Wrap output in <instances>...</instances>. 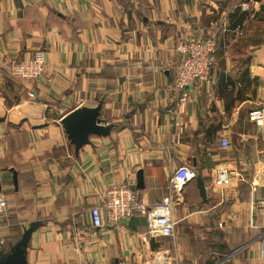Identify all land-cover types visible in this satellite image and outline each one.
<instances>
[{
    "label": "crops",
    "instance_id": "obj_1",
    "mask_svg": "<svg viewBox=\"0 0 264 264\" xmlns=\"http://www.w3.org/2000/svg\"><path fill=\"white\" fill-rule=\"evenodd\" d=\"M240 4L0 0V191L10 208L0 240L12 243L0 262L21 253L25 264H264V117H251L264 111V43L246 41L264 29V0ZM239 5L250 21L232 29ZM211 33L216 84L192 86L179 111L178 46ZM41 49L40 79L5 69ZM247 60L257 83L243 95ZM75 110L98 111L105 134L71 139L62 121ZM185 167L193 178L177 185L174 236H150L143 215L93 227L91 208L107 188L128 185L152 205ZM221 168L245 181L216 185Z\"/></svg>",
    "mask_w": 264,
    "mask_h": 264
},
{
    "label": "built area",
    "instance_id": "obj_2",
    "mask_svg": "<svg viewBox=\"0 0 264 264\" xmlns=\"http://www.w3.org/2000/svg\"><path fill=\"white\" fill-rule=\"evenodd\" d=\"M218 47L216 35L191 38L178 46L179 61L175 67L176 77L174 88L177 92L175 108L179 111L190 101V89L196 84L207 83L215 85L216 80L212 75V66ZM46 52L41 49L29 59L12 60L5 69L10 76L20 80L40 79L47 72ZM30 98L37 97L34 92L29 93ZM251 117L262 120L264 111H253ZM224 149L230 147L228 140H221ZM240 165L244 164L240 162ZM193 178L189 168L180 169L169 181L168 194L155 204H145L137 193L128 185L112 186L105 190L101 196V203L91 208L93 227L101 228L104 220L117 223L130 219L136 215H143L147 220L148 234L152 237H172L176 227L175 207L181 200L180 189L177 185L186 184ZM238 178L245 181L241 170L233 171L221 168L215 176V183L220 187H228L232 181ZM7 197L0 191V216L7 214L9 210ZM4 240H0V247ZM79 264H96L90 260L81 261Z\"/></svg>",
    "mask_w": 264,
    "mask_h": 264
},
{
    "label": "water",
    "instance_id": "obj_3",
    "mask_svg": "<svg viewBox=\"0 0 264 264\" xmlns=\"http://www.w3.org/2000/svg\"><path fill=\"white\" fill-rule=\"evenodd\" d=\"M99 114L98 111L89 113L84 110H75L65 116L62 122L68 128L71 139L80 140V142L85 143L91 134H105V130L100 126L101 120L98 118ZM141 175L142 172L139 173L140 185L143 182ZM196 181L198 182L200 195L206 201V188L202 177H197ZM7 257L0 264H25L21 253H13Z\"/></svg>",
    "mask_w": 264,
    "mask_h": 264
},
{
    "label": "trees",
    "instance_id": "obj_4",
    "mask_svg": "<svg viewBox=\"0 0 264 264\" xmlns=\"http://www.w3.org/2000/svg\"><path fill=\"white\" fill-rule=\"evenodd\" d=\"M244 0H241V4L243 3ZM252 2H260L261 0H249ZM238 6L236 12L234 15H232L233 18V25H232V29H236V27L238 26H242L243 23H245V21H250L249 20V13L248 12H242L241 11V6ZM240 15V16H239ZM264 43V40L262 41H258L255 42V44L257 45H262ZM245 61V60H244ZM241 61V65L240 67H238L239 69V79L237 80V84L239 86V92L242 93L243 95H245L247 92H252L254 93V87L257 83L256 80H252L250 78V74H249V69L247 68V63L248 60L246 62ZM12 249V243L8 242V241H4L3 246L1 247L0 250V258H4V256H6Z\"/></svg>",
    "mask_w": 264,
    "mask_h": 264
},
{
    "label": "rangeland",
    "instance_id": "obj_5",
    "mask_svg": "<svg viewBox=\"0 0 264 264\" xmlns=\"http://www.w3.org/2000/svg\"><path fill=\"white\" fill-rule=\"evenodd\" d=\"M263 30L264 29L260 27L258 29L259 33H256V34L252 35L253 36L252 39H248L247 36H244L240 41H242V40H244L246 38H247L246 41L253 42V43H255V41H262V40H264V31Z\"/></svg>",
    "mask_w": 264,
    "mask_h": 264
}]
</instances>
